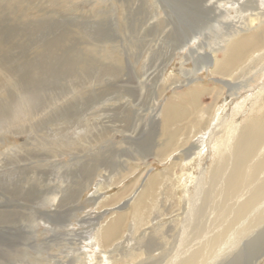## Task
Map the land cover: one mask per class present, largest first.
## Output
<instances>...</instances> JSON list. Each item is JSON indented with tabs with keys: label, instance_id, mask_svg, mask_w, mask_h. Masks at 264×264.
<instances>
[{
	"label": "rangeland",
	"instance_id": "obj_1",
	"mask_svg": "<svg viewBox=\"0 0 264 264\" xmlns=\"http://www.w3.org/2000/svg\"><path fill=\"white\" fill-rule=\"evenodd\" d=\"M263 27L264 0H0V35L7 48L15 44L0 62L22 66L21 75L33 64L41 71L27 86L41 88L38 97L0 76V103L17 105L0 125V264H165L231 226L235 198L212 174L226 160L231 131L264 121L262 93L255 94L264 69L248 72L251 58L262 56L264 65V46L225 75L211 72V60L227 40ZM44 49L48 62L71 70L43 75L36 62ZM191 90L197 107L165 124L164 104ZM116 173L125 177L107 187ZM158 174L140 212L147 220L157 209L171 213L130 233L133 199ZM117 214L125 217L122 237L94 245L95 232ZM136 252L133 261L124 256ZM196 264H264V202Z\"/></svg>",
	"mask_w": 264,
	"mask_h": 264
},
{
	"label": "bare ground",
	"instance_id": "obj_2",
	"mask_svg": "<svg viewBox=\"0 0 264 264\" xmlns=\"http://www.w3.org/2000/svg\"><path fill=\"white\" fill-rule=\"evenodd\" d=\"M256 21H257L256 19H252L251 21H249V25L262 22L260 20H258L257 22ZM7 38L8 37L3 38L0 35V52L3 51L4 49L7 50L8 48L12 50V48L14 47V45H15L14 43L12 45H8V48L6 47L8 41H9L8 40L9 38L8 39ZM11 40L12 39H10V41ZM45 44H48V43H45ZM49 46L54 48V46H55L54 42L51 41L49 43ZM259 46L260 47L264 46V27L261 28V30L258 33L251 34L249 36H240V37H236V38H231V39L227 40L225 46L222 48V56L219 58H215V56H213V58L211 60V64H212V69H210L211 72L213 74L225 75L229 70L235 68L244 59V57L247 55V53H249L250 51L254 50L256 47H259ZM33 47L39 49L42 46L39 45L38 43H36V44L31 43V45L29 46V49L33 48ZM50 55H51L50 52L47 53L44 49V52H42L40 54L41 61L36 62L37 63L36 66L38 69H39V66H40V70H42L43 68L47 69L46 71H44L43 75L46 72H49V73L54 72L55 74L61 75V70H64L65 73L71 70V69H69V67H68V69H65L68 66V65L66 66L65 64H63L61 67V64L58 61H54L53 63L48 62V60L50 59ZM261 58H262V56L251 58V62L254 64H253V66H250L248 72H250L253 68H257V70L264 69V65L258 64V62H259L258 59H261ZM12 59H13V57L11 58V62L14 61ZM54 59H55V57L52 58V60H54ZM51 64L55 65V69L51 68ZM18 67H19V65L16 68H13V67L7 68V63L5 62L4 57L2 56L1 62H0V72H1L0 76H2L6 80H13V78L18 79L17 82L24 83L25 86L23 87V85H22V87H21V88H23L24 91L28 90L27 92H30V96L38 97L37 93L41 88H34L33 89V88H27V86L29 85V83H31V85H32L33 79L31 78V76L36 74L37 75L36 78H37L38 75L41 73V71L35 69L34 64H33V66L29 65L27 71H25V74H27V75L24 74L25 75L24 76V75H21V71L24 70L23 67L22 66H20L19 68ZM201 67H203V66H201ZM204 67L206 69V66H204ZM9 70H11V71H9ZM15 73H16V75H15ZM37 80H39V79L37 78ZM40 82H41V80H40ZM28 87H30V86H28ZM251 89H255V88H251ZM259 92L262 93V97H263L262 100L264 101V85L263 84H261L259 87H257V93H255V94L258 95ZM182 98H183L182 99L183 102L182 101L181 102H173V101L168 100L164 104L163 109L159 113L161 114L162 121L165 124H168L169 122H172L173 120H176L178 118H181V117L187 115V113H188L187 107L191 106V108H192L198 102L197 101L198 96H197L196 91H194V90L188 91L186 94H184L182 96ZM16 106H14V104L10 103V102L9 103H3V102L0 103V125H3V124L7 125L9 123H6V122H9L10 120L12 121L15 118L14 116L11 115V112L9 111V109H15ZM26 106L29 107L28 104H26ZM195 107H197V106H195ZM29 109H30V107H29ZM34 115H36V112L34 113ZM156 118H157V116H156ZM144 120H146V119H144ZM152 120H154V119H152ZM236 130H237V128H234L231 131L230 136L228 137V141H227V143H228L227 144V151L228 152H227V156L225 157L226 160H222L220 167L215 172H213V174H212V179L221 184V188L226 192V195H230L231 197L235 198V200L233 201V207H232V212H231L233 214V220H232L231 226L229 224H227L220 231V233H218L214 236H210L207 239L204 238L205 235L200 237L199 240L194 244L195 247H192L193 245L190 247L184 246L174 258H172L171 260H168L167 262H165V264H196L197 258L200 256L201 252L203 251V249L205 247H207L209 244H211V245L217 244L220 241V239L225 234H227L231 230V228L234 227L239 222L240 218L243 217L247 213V211L254 208L260 202H262V201L264 202V121H262V122L256 121L253 124L243 126L242 128L238 129L237 131ZM177 148H178V146H174L173 148L169 149L167 154L164 155L166 157L163 160L166 161L165 159L170 156L171 152L178 150ZM162 151H166V148L164 147V150H162ZM145 153H147V152H145ZM119 154H121V153H119ZM148 155H151V153ZM113 156H115V155H113ZM48 160H50V159H48ZM142 160H145V158H142ZM138 161H140V160H138ZM52 162H53V160H52ZM105 165H107V163ZM95 166H97V165H95ZM225 166H226L227 170L226 171L224 170L225 172H223L222 169H224ZM127 169H128V167H127ZM107 171H109V169ZM24 173H26V172H24ZM86 173L88 174V172H86ZM81 174H84V172H82ZM160 176H162V174H158L156 177L152 176L146 184L143 183L144 184L143 192L139 196H137L133 199L134 214L132 216L133 224H132V228L130 229V233L133 232V234H135L139 231V229L141 227H144L147 224L150 226L149 222L152 223L151 221L154 218H159L160 216H163V215L166 216V215L171 213V210L167 211L166 213H163V210L158 211V209H157V211H156L157 215H155L154 217H149L147 220V215H145V213L142 214L140 212L141 207H139V206L142 205L143 207H145L147 205L146 199H148V198H150V200H152V198H151L152 192H153V189L155 188V185H156L155 183L159 180ZM124 177H125V174L118 176V173H116L112 178H110L109 181L107 179V181H108V183L106 182L107 187L116 186L117 184L120 183V181ZM90 180H91V178L89 179V182H90ZM146 180H147V178H146ZM49 183H50V180H49ZM53 185H51V186H53ZM60 187H62V186H60ZM65 188H67V187H65ZM103 188H105V187L102 185L99 187V189H103ZM184 188H185L184 191L186 193H188V189L186 190V186H184ZM199 189H200L199 187H196V191H198ZM135 192H137V191H135ZM135 192H134V194H135ZM94 193H96V191ZM199 193H200V191H199ZM199 193H194V194L196 196H199ZM56 194H57V191H56ZM124 194H125V191L122 192L121 194H118L119 198L123 197ZM129 194H131V193H129ZM116 198L118 199V197H116ZM114 200H116V199H114ZM103 202H105V201H103ZM110 203L111 202H109V204ZM40 210H43V209H40ZM43 213L44 212H42V214ZM139 214L141 216L143 215L142 216L143 218L138 217ZM188 214H189V210H188L187 215ZM44 215H45V213H44ZM41 220L43 222H47L45 218H41ZM124 221H125L124 214H119V215L117 214L112 221L105 222V224L103 226H101V228L98 229L97 232H95V236L94 237L92 236L93 237L92 240H93L94 245L96 244L100 248H106V247H110L114 240H116V239L119 240V238L122 237L120 231H121V228L124 224ZM35 222H36V219H35ZM46 225H47V223H46ZM100 248H99V250H100ZM102 250H104V249H102ZM102 252L104 253V251H102ZM140 254L141 253L136 252V253L124 254V256L128 257L127 259L129 261H133L135 258H138L140 256ZM108 258L110 259V257H108Z\"/></svg>",
	"mask_w": 264,
	"mask_h": 264
}]
</instances>
